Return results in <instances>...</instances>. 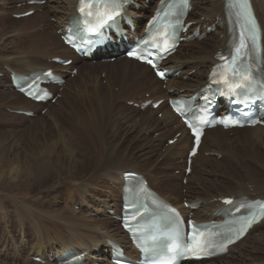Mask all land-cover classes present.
<instances>
[{"label":"rangeland","instance_id":"374dc122","mask_svg":"<svg viewBox=\"0 0 264 264\" xmlns=\"http://www.w3.org/2000/svg\"><path fill=\"white\" fill-rule=\"evenodd\" d=\"M38 1L42 3L27 5L26 0H0V264H56L54 262H34L31 259V254L37 251L39 254L45 252L53 253L64 247L63 245H65V243L67 246H77L78 242L80 244H89L90 239L96 238V234L93 232L94 230H89L85 227H90L92 223L93 225L102 224V227L105 226V230L108 229L107 231H112V233L115 234H118L117 231H119V225L111 215L108 214L110 217L107 218L104 214L92 216L86 213V208L84 209V207H86V205L95 204L87 195H83L82 197L83 200H89L86 205L82 207H79V204L73 205L80 202V193H78L79 185L81 187V185L86 183L96 184L102 189L106 186H111L102 175V170L97 169L94 171L93 164L90 161L89 163L88 161L83 163L85 157L90 155L92 148L91 145L87 143V139L84 137L85 134L80 130L82 126L85 125L83 121L87 109H89L87 97L94 92L92 85L95 81H98L101 87H107L109 85V79L113 78L109 71H111L114 66H117L118 60L103 62L98 58H94L89 62L83 60L78 62L73 61L72 64L67 67L75 68L77 74L70 75L68 72L63 73L65 83L61 87H53L52 89L55 93L59 94V98L55 102L46 103L47 105L42 104L40 108L29 107L30 109L27 110L32 112V116H24L13 112V110H15L13 108L14 106L22 105L24 102L21 101L20 98L13 96L14 91L9 87L7 70L24 71L25 73V71L27 72L30 69H34L33 65L30 66V64H28L27 66L23 62L26 59L25 50H27L28 46L33 45V43L31 44L30 41H28L29 39L32 40L34 36L30 30L41 29L42 34L48 35L49 40H44V43L48 44L50 47V49L48 48L46 51L48 55H58L60 57L72 59L58 48V45H60L59 33L58 30L54 32L56 22L53 12L51 14L48 12L49 0ZM150 4L153 5L154 3ZM141 5H143V7L146 6V16H148L150 14L149 10L151 5L147 6L145 2H141ZM33 6L36 7L34 10L36 15L34 14L35 16H32L30 19L32 20V18H35L32 21L27 20L26 23H22L19 21L20 19H15L9 12H5L6 10ZM1 12L5 13L2 15ZM44 12L48 13L47 17L36 18V16L42 15ZM189 16H194L193 18L195 19L198 15L195 14L193 9ZM144 19H141L140 26H142ZM212 34L213 32H210L208 35ZM202 40L185 43V45L179 48V52L185 55L191 54L192 51L196 49L197 45L202 43ZM176 55L178 56V54ZM114 56L115 55H110V57ZM40 60L41 63L46 64L45 66L50 67L55 72H57V69L61 66L53 63L51 59H48L46 56H41ZM17 61L19 62L16 63ZM89 65L95 67L94 72L90 73L88 71ZM67 67H63L62 70H67ZM5 68L7 70H5ZM193 71H191L192 73L187 72L186 75H183L181 77L182 82H187L188 78L193 76ZM178 77L179 76L176 78ZM153 78L154 76L149 73L147 76L148 81L150 82ZM158 84V86H160L159 90H166V85L164 83L160 82ZM112 87L114 94H117L119 92L118 86L113 85ZM131 88L132 87H130V89ZM136 90L133 89L130 92L127 91V94L126 92L120 94L117 100L112 102L111 118H107L102 131L104 139L108 138L109 142L107 141L108 143L106 142L105 145L99 147V149L103 148L102 150L107 154L108 151L110 153L120 147L119 136H122L126 131L125 123H123L125 117H130L136 125L139 122V117L142 116L149 117L148 122L150 119L157 121L162 120V112L155 113L157 109L151 115L149 114V107L142 110L134 106L141 98H150L152 96L147 89H143V91ZM128 98L130 100H127ZM160 106V111L167 109L165 102ZM171 130L173 134L168 133L166 137L164 136L163 138H161L160 131H155L148 136L145 135L146 139L144 144L149 142L151 138L157 139L160 137L158 141L159 146L157 145V150L154 149L155 153L153 152L152 154L151 152H147L149 154L146 153V155L136 159L135 156L140 153L137 149H134V154L126 153L118 157L120 158L123 156L120 160V164L124 163V167L127 169L129 168L136 171L158 170L157 176L161 177V181L166 179V182H164L165 184H161L162 187L168 186L171 188H178L181 195H187L188 191L181 188L185 187L187 182L184 178H180V174L183 171L180 168L183 167L184 157L179 164L180 168L178 163H176L177 160H175V165L170 168L165 167L169 164L168 160L170 157L164 159V153L162 152L164 151V146L168 148V146L176 145L175 142L169 145L165 143V140H170L169 137L173 135V138L177 139L180 135V132L173 130V126ZM165 133H167V131ZM123 136L122 138H124V141L121 143L123 147L130 146L137 148L139 146L137 142L133 145L130 143L134 134H129V136L125 134ZM232 136L233 133H230L229 138ZM212 148L214 149V146H212ZM177 152H179V148L175 150V153ZM116 154L117 153H113L108 157L109 162L115 158ZM203 155L210 159L208 164H204L206 171L211 169V174L214 175L216 174L215 172L221 169V171L226 173L228 168L222 157H217L216 154L210 152H204ZM214 159L217 163L223 165V169L222 167L216 166L213 161ZM144 174L146 173L144 172ZM37 177L38 179L36 182L35 178ZM211 180L217 182L220 180V177L211 176ZM222 182L226 184L227 179ZM234 185L235 184H233L232 187ZM201 186L207 188L206 182H202ZM191 187L193 190L196 189V186L192 183ZM75 191L78 194H76ZM86 192L89 194L92 193V196L96 195V191L94 193V190L90 189V187L86 189ZM116 193L117 191L115 190V194ZM103 195L100 197L104 198ZM69 197H71V199ZM183 202L185 201L183 200L181 204H183ZM81 205L82 204H80V206ZM87 209L89 208L87 207ZM32 213L34 216H32ZM102 213L104 212L102 211ZM84 216L95 219V222L85 219ZM36 218L39 220L38 222L41 223L40 225L36 223L37 221L35 222ZM33 223L36 225H33ZM37 225H42L40 227L41 230L39 228L35 229ZM37 230H40V232ZM86 231L89 232L87 233ZM263 231L264 227H259L251 233V239L254 238L256 234ZM39 236L42 238L39 239ZM101 241H103L102 238ZM254 254L256 259L250 261V264H264V249ZM201 263L203 264L204 262Z\"/></svg>","mask_w":264,"mask_h":264},{"label":"bare ground","instance_id":"6f19581e","mask_svg":"<svg viewBox=\"0 0 264 264\" xmlns=\"http://www.w3.org/2000/svg\"><path fill=\"white\" fill-rule=\"evenodd\" d=\"M12 1H15V0H12ZM27 1L29 0H26V2ZM16 2H19V1H16ZM49 2L50 4L48 6L49 7L48 12L49 14L53 12L55 22H56L54 32L57 29H59V27H61V33H62L64 27L68 24L69 20H71L76 15L77 0H49ZM141 2H144V1L143 0H133V3L129 4V6L126 9L128 13H131L135 16L133 23L136 27V30L140 28L139 20H141L142 18H145L146 12H147L146 6L143 7V5H141ZM149 2L153 3L154 0H149ZM225 2L226 0H192L191 3L194 9V12L198 16L195 19L193 18L194 16H189L185 20V23L187 22L194 23L195 26H198L200 28V32L202 31L203 33L207 26L211 27L213 28V34L207 35L202 40V43L198 44L196 49L193 50L191 54L185 55L179 52V49H178L175 54H173L170 58L167 59L164 66L168 69H174L175 72L179 71V74H178L179 77L173 80L166 81L165 91L159 90L160 86H158L159 85L158 83L160 82L155 77L151 79L150 82L148 81L147 76L149 73H151V71L147 66L138 64L135 61L127 60L125 58H120V57L116 58V60H118L117 66H114L113 68L111 67L112 70L109 71V73L111 74V76H113V78L109 79V85L107 87L103 88L101 87L98 81L94 82V84L92 85L94 92H92L93 94L88 95L87 97V102L89 101V109H87V113L85 114V118L83 121L85 125L82 126L80 130L82 133L85 134L84 137H86L87 143L91 145V148H92L90 155L89 156L87 155L85 157L83 163H85V161L86 162L88 161L89 163L90 161L93 164L94 171H96L97 169L102 170L103 172L102 175L105 177L108 184L110 183L111 186L110 187L106 186L105 188L103 187L104 189H102L96 184L93 185L90 183H86V184L81 185V187L79 185L80 188L78 187V190L80 192L78 190L77 191L78 193H80L79 194L80 202L77 204H73V205L79 204V207L86 205L89 200L88 199L87 201L83 200L82 197L83 195H87L89 199H92L95 202L94 205L91 204L89 206L86 205V207H84V209L86 208L85 210L87 214H92V215L93 214H96V215L104 214V216L108 218L110 216L106 214L104 210L111 209V210H114V212H116L117 215H120L121 193H122L121 188L123 185L122 175L124 173L131 172V171L141 174L147 181V184L150 188L155 190L157 194L164 201L174 206L181 207V203L183 200L187 203H191V202L196 203L197 208L195 211H193V218H195L198 221L214 220L213 218L214 214L218 210H221V204L219 202L220 198L232 196L234 198L245 197L246 199H255V198L264 199V128L260 126H255L251 128H241V129L235 128V129L228 130V131H224L220 127H215L213 129L205 130L204 135L201 139V144H200L198 153L192 159L191 172L187 176H185L183 171L180 174V178H184L187 182V185L185 187H181L182 189H186L188 191L187 195H181V192L179 191L178 188H171L168 186L162 187L161 184L166 182V179L161 181V177L157 176L158 170L157 171L156 170L136 171V170L129 169V168L127 169L126 167H124L125 166L124 163L120 164V160L121 158H123V156H121L120 158L118 157L121 154L125 155L126 153L134 154L133 152L134 149H137V151L140 153L136 155L137 157L135 156L136 159L141 156L146 155L147 152H151L153 154L154 149H156L158 145V141L160 140V137L157 139L151 138L149 139V142L144 144L146 136H148L149 134H153V132L155 131H160L161 138H163L164 136L166 137L168 133L173 134L171 130V127L173 126V130L180 132V135H179V138H177L175 141L176 143L175 146L171 145V146H168V148L164 146V151H162L164 153L163 154L164 159H167L168 157H170V159L168 160L169 164L168 165L165 164L167 165L165 167L170 168L171 166L175 165V160H177L176 163H178L179 165L182 162V158L184 157L183 167L180 168V165H179V168L181 170H184L185 158L187 155V150L189 149L191 145V138L188 136L187 131L184 129L180 121L168 109H163L162 111H160L161 106L157 109L156 112L150 109L149 114L151 115L154 112L155 113L162 112L161 121L150 119V121L148 122L149 117L142 116V117H139V122L136 125L130 117H125V119L123 118L124 119L123 123H125V127H126V131L125 133H123V135L126 134L127 136H129V134H134V137L130 140L131 141L130 143L132 145L135 142H137V144L139 143V146L137 148L130 147V146L123 147L121 143L122 141H124V138H122L124 136L120 135L119 136L120 147L117 148L118 150L115 149L113 152H110V153L108 151V154H107L106 152L102 150L103 148L99 149V147L105 145L106 142L108 141V138L104 139L102 135V131L104 129V124L107 118L108 117L111 118V112H112V107H113L112 102L114 100H117V98L119 97L118 95L123 94L125 92L127 94V91L130 92L133 89L135 90L137 89L139 91H143V89L144 90L147 89L148 92L152 95L151 97L152 100L156 101L161 98H165V99L169 97L177 98L180 96L188 97L191 94H193L196 90L200 89L206 84L207 75L209 73V70L211 66L216 62V59L214 57L216 52L218 51L223 52L227 48L231 35H232L230 32L231 27L227 26L226 19H225V8H224ZM251 3L254 9V12L258 18V22L260 26L262 27L263 33H264V0H251ZM153 8L154 6L153 7L151 6L149 10L150 14ZM35 9L36 7L33 6V7H27V8L23 7V8L14 9V10L13 9L6 10L5 12H9V14L14 15V14L24 13L28 10H35ZM5 12H1V14L3 15V13ZM34 14L35 13L33 12L31 16L21 18L19 21H21L22 23L23 22L26 23L27 20L32 21L34 20L35 17L32 18V20L30 18L36 15ZM47 14H48L47 12H44V14L36 16V18L37 17L38 18L47 17L48 16ZM194 27H192V29H194ZM30 31H32L33 33L32 35L34 36L32 40L29 39L28 41H30L31 44L33 43V45L28 46L27 50H25L26 59L23 62L27 66L28 64H30V66L33 65L34 69H30L27 72L25 71V73L24 71L22 72V71H15V70L13 72L20 74V75H27L28 73H31V72L37 73L38 71H42L45 69H51L50 67L45 66L46 64L41 63V60H40L41 56H46L48 59L55 58V57H58L61 59L68 58V57H60L58 55L57 56L48 55L46 51L48 50V48L50 49V47L48 44L44 43L45 42L44 40H49L48 35L42 34L41 29L40 30L33 29ZM128 43L130 44L131 40ZM183 45L185 44H182L179 47ZM58 46H59L58 48H60L63 53L67 54L69 58L71 57L74 62H78L80 60L89 62L87 60L77 58L73 54V52L70 51L65 46H63L61 42H60V45ZM176 54H178V56ZM263 58H264V52H263ZM18 62L19 61H17L16 63ZM94 68L95 67H92L91 65H89L88 71L92 73L94 72ZM263 68H264V65H263ZM62 69H63L62 67H59L57 69V72H60V70ZM66 69L71 70L72 68L67 67ZM190 70L191 71L194 70L193 76L189 77L187 82L185 83L182 82L181 77L183 75H186L187 72H191ZM9 71L12 72V70H9ZM8 79H9V84H10L9 73H8ZM113 85L118 86L119 92L117 94H114L112 90ZM130 87L132 88L130 89ZM96 93L97 94L100 93V94L97 95ZM13 96L20 98L21 101L24 102V104L22 105H19V106L17 105L16 107L14 106L13 108L15 110H18V109L27 110V109H30L29 107L40 108V106L42 105L41 103H34L30 100H27L16 92H13ZM127 100H130V99L128 98ZM141 101H143L142 98H141ZM222 113H225V111H223ZM166 131L167 133H165ZM230 133H233V136L231 138H229ZM127 136H126V139H127ZM173 137L174 135L169 137V139H172ZM167 140L168 139L165 140V143H167ZM212 146H214V149L212 148ZM178 148H179V152H177L178 153L177 154L175 153V150H177ZM119 149H120V152H119ZM204 152H210V153L220 155V157H222V159L225 161V165L228 168L226 173L224 171H221V169L217 171L218 173L215 172L216 174L214 175L211 174V169H208L206 171L204 164H208L210 159L204 157L203 155ZM113 153L114 154L117 153V154L115 155V158L113 159L111 158L112 160L111 162H109L108 157ZM213 161L216 164V166L222 167L223 169L222 164L217 163L215 159ZM144 172L146 174H144ZM211 176H219L220 180H218L217 182H214L213 180H211ZM35 179L37 182L38 177ZM226 179H227V183L224 184V182L222 181ZM202 182H206L207 188H203L201 186ZM191 183L194 184V186H196L195 190H193V188L191 187ZM233 184L235 185L232 187ZM88 186L90 187V189L94 190V193L96 191L95 193L96 195L92 196V193L89 194L88 192H86V189L89 188ZM115 190L117 191L116 194H115ZM101 195H103L104 198H101L100 197ZM69 198L71 199V197ZM80 204L82 205L80 206ZM102 206H106V207L103 208ZM87 207L89 209H87ZM102 211L104 213H102ZM32 216H34L33 213H32ZM84 217L85 219H88V220H92V221L95 220L87 216H84ZM31 218H34V217H31ZM38 221L39 220H37L36 218L35 222L39 223ZM40 224L41 223H39L38 225ZM33 225H36V224L33 223ZM38 225L35 227V229L39 228L41 230L40 227L42 225L41 226H38ZM262 226L264 227V220L260 221L259 224L253 226L242 240H240L235 245L229 247L225 255L219 258H216V259L205 261L203 264H250V261H253V259H256V256H254L255 255L254 253L263 251L264 249V231L256 234V236H254V238L251 239V233H253V231L257 230L259 227H262ZM85 228L89 230H94L93 232H95L96 238H93L92 240L90 239L89 244H86V243L80 244L78 242L77 246H72V245L67 246L65 243V245H63L64 247H62L61 249L57 250L55 253L52 254L51 257L54 259L55 262H56L57 256H61L64 251L69 249L71 251H77L78 253H81L82 251H84L85 254L82 260H83V263L85 264H109L110 263L109 254L106 255L105 253L106 249L108 248L107 240H112L116 242L117 244L122 245L125 249V254L128 257L133 258V259H138V253L130 245L127 239V234L124 233L120 229V227H119V231H117L118 234L112 233V231H107L108 229L105 230L104 229L105 226L102 227V224L93 225L92 223L90 227L86 226ZM40 230L39 231L37 230V231L40 232ZM41 238L42 237H40L39 239ZM101 238L103 239V241H101ZM38 255L42 256V254H39V252L37 251L36 253L31 254V257H37ZM182 264H202V263L201 262L200 263L185 262Z\"/></svg>","mask_w":264,"mask_h":264},{"label":"snow or ice","instance_id":"6c2138e0","mask_svg":"<svg viewBox=\"0 0 264 264\" xmlns=\"http://www.w3.org/2000/svg\"><path fill=\"white\" fill-rule=\"evenodd\" d=\"M125 2L126 0H80L79 11L89 17L96 15L99 19V23L96 26L98 28L112 20L113 16L119 13ZM188 3L189 0H161L160 9H158L152 21L149 22L150 35L154 32L155 35L164 37L163 46L165 51L171 50L167 47L168 38L175 36L177 30L183 25L182 17L185 15ZM229 5L238 9L236 16L242 21L239 40L233 45L229 54L218 57L224 63L216 66L211 74V79L212 83L223 85L227 90L226 94L237 95V89L245 92L250 90L255 84L254 64L250 61L254 59L252 54L259 52V29L251 13L248 0H229ZM88 31L92 32L95 29L89 28ZM67 42L72 43L71 40ZM149 42L148 39L143 41L144 44H149ZM129 55L136 59H143L146 63L151 64L153 68H156V64L150 58H145L142 53L134 51L130 52ZM47 75L50 76L51 73ZM157 75L163 79L165 73L158 70ZM26 94L37 100L46 98L48 95L46 92L41 94L32 91ZM175 107H177V111L181 115H184L178 105ZM185 123L192 130L198 145L203 129L195 121L190 122L186 119ZM223 123L226 127L229 126L228 122L225 121ZM232 123L235 125L238 122ZM193 155H195V150ZM224 203L232 205L230 213L234 217L235 213H240L242 209L244 214L235 217L223 231L219 230V226H217V230H212L206 226L192 224L190 221L191 232L187 240L183 237L181 228L183 221L180 219L179 213L175 209L167 208V212L162 217L166 222L164 228L157 229V232L151 236L153 243L149 247L144 248L145 252H151L152 254L149 264H158L160 256H167L168 252L173 253V255L167 257L164 264H176L178 259L187 258L188 256L200 259L226 251L227 247L243 237L255 222L264 218V202L241 201L234 204L229 199L225 200ZM133 206V204L129 205V207ZM137 214L133 213L132 218L134 219ZM125 226L128 227L129 225L126 223ZM130 230L134 233L139 231V229Z\"/></svg>","mask_w":264,"mask_h":264},{"label":"water","instance_id":"95a60500","mask_svg":"<svg viewBox=\"0 0 264 264\" xmlns=\"http://www.w3.org/2000/svg\"><path fill=\"white\" fill-rule=\"evenodd\" d=\"M71 253H64L62 256V258L61 259H63V258H66L68 255H70Z\"/></svg>","mask_w":264,"mask_h":264}]
</instances>
